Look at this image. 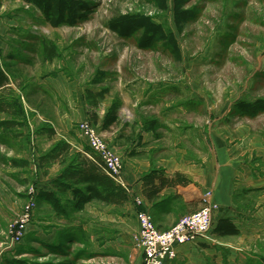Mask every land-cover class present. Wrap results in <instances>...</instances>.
<instances>
[{"label": "rangeland", "instance_id": "1", "mask_svg": "<svg viewBox=\"0 0 264 264\" xmlns=\"http://www.w3.org/2000/svg\"><path fill=\"white\" fill-rule=\"evenodd\" d=\"M85 1L91 9L87 20L52 27L23 0H0V63L11 64V85L26 109L23 126L10 132L0 128V264L15 259L22 264H131L128 252L115 257L102 251L92 237L95 230L69 237L75 231L66 233L68 223L60 227L54 209L37 197L41 174L54 163L43 164L41 156L59 140L70 142L73 150L84 149L87 143L77 127L94 122L93 115L99 117L94 126L104 142L123 160V171L125 153L145 137L147 144L158 145L150 149L156 156L189 158L197 165L206 160L210 171L220 139L234 148L230 154L242 170H253L254 191L236 196L240 217L249 221L240 225L244 232L238 236L210 233V243L219 242L211 244L210 263L264 264V186H255V179L264 181V113L247 118L235 109L242 99L264 98V0H185L194 16L179 27L172 14L174 0L166 10L158 0ZM137 12L152 15L175 33L180 59L162 41L142 49L137 37L121 38L106 26L115 15ZM43 40L58 47L51 61L44 59ZM98 73L105 74L103 81L94 83ZM102 88L109 91L95 105L89 91ZM115 101L121 102V120L103 131L101 122ZM6 117L0 113V119ZM155 119L153 135L144 136L146 121ZM43 125L55 134L41 132ZM12 158L25 163L11 164ZM31 198L37 206L33 222L25 238L14 241L9 224ZM193 212L168 229H159L149 215L156 229L165 231ZM45 219L54 222L53 232H47ZM129 224L122 226L128 229Z\"/></svg>", "mask_w": 264, "mask_h": 264}, {"label": "crops", "instance_id": "2", "mask_svg": "<svg viewBox=\"0 0 264 264\" xmlns=\"http://www.w3.org/2000/svg\"><path fill=\"white\" fill-rule=\"evenodd\" d=\"M151 134L153 135V131H148L144 136H150ZM146 141V137L142 138L140 146L136 148L132 146L125 153L123 180L120 183L128 189L129 199L124 204H108L96 200L88 202L84 210L73 211L75 219H72V221H68L61 215L59 218L61 224L65 222L68 225L63 226L62 224L59 226L71 231L72 229H78L79 225L82 226V230H85V232L86 230H95L92 237L95 244L103 248L102 251L110 252L115 257H120L124 252H128L125 257L131 264H143V251L135 243V233L137 234L139 229L137 212L147 211L153 217L159 229H168L183 215L201 209L205 203L206 194L211 192V199L218 204L212 211V232L222 218H231L240 228V234L244 232L240 225L244 224L245 221H249V219L240 217L242 209L236 202V196L242 194L244 190L254 191L253 170L250 168L242 170L240 161L230 154V152H236L234 148H229L227 143L220 139L221 144H217L216 158L210 171V165L206 160L197 165L189 158L167 157L163 159L156 156V152L150 149L158 145L147 144ZM78 153L81 154V157L91 158L85 148L71 149L70 156ZM149 156L154 159L153 162L144 159ZM65 167L66 164H62L59 160L47 166L46 171L41 174V177H43L42 189L56 191L53 182ZM156 168L162 169L168 179L174 178L180 173L183 177L188 178L189 182L186 184L174 182L171 185H165L161 191L154 195L152 194V186L146 183L144 175ZM159 183L160 180L157 178L154 185L157 186ZM255 186L256 188L264 186V181L260 178L255 179ZM59 196L61 198L65 196V201H67L73 198V193L72 190H67L66 193L59 192ZM44 202L46 201L44 200ZM63 203L65 202L63 201ZM47 205L49 204L47 203ZM68 211L72 212L71 209ZM82 213L85 214V217L82 218L84 223H81ZM36 217H38L37 213L35 219ZM44 221L47 224L46 227H48L47 232L51 233L56 228L54 222L48 219ZM123 223H130V228H124ZM118 224H121L119 229ZM213 242L215 243H210L207 238L198 242L180 244L176 248V257L173 260L168 259L165 264H211L210 261L213 258L210 259L209 257L214 250V246L211 244L217 245L219 243L215 239H213Z\"/></svg>", "mask_w": 264, "mask_h": 264}, {"label": "trees", "instance_id": "3", "mask_svg": "<svg viewBox=\"0 0 264 264\" xmlns=\"http://www.w3.org/2000/svg\"><path fill=\"white\" fill-rule=\"evenodd\" d=\"M26 4L37 8L44 18V21L52 27H60L65 25L77 26L80 22L87 20L91 13L90 3L85 0H23ZM159 7L162 10L168 8L169 0H158ZM173 17L177 27L182 23L189 21L193 18L194 13L191 9L185 7V0H174ZM107 28L115 32L121 38L132 39L137 37V44L142 49H153L159 42H164L171 48V51L180 57V47L177 42L176 35L173 31H168L164 28L163 24L154 20L153 16L145 13H123L111 17L107 24ZM44 54L48 61H51L58 52V47L54 43L43 40ZM10 65L0 63V113L8 115V117L0 119V128L6 132H10L16 127L25 124L26 109L22 105L20 95L12 87L13 77L8 69ZM103 73H98V77L94 83H101L104 78ZM107 88H102L94 93L89 91V98L95 105L97 99H104L108 93ZM121 102L115 101L105 114L101 122V130L107 131L112 126L120 122L119 111ZM235 109L239 115L247 118H256L261 113H264V98H257L255 101L242 99L237 102ZM93 125L99 123V117L93 115ZM158 120L146 121L145 130L155 131ZM41 132L50 135L55 134V130L47 125L41 126ZM142 134L139 135L141 140ZM72 147L70 142L59 140L52 149L41 156L42 163H52L57 160L66 164L59 177L53 182L56 187L54 190L41 189L38 193L40 200H45L60 217H65L68 221L75 219L73 211H82L85 209L88 202L102 201L108 204H124L129 199V191L119 181L116 180L114 175H111L106 168L105 162L96 154L88 145L85 151L91 155V158L81 154L70 156ZM11 164L20 165L15 158L10 160ZM160 180V183L155 186L154 182ZM147 184L152 187V194L156 195L165 185H171L174 182L186 184L189 182L188 178L183 177L178 173L176 177L168 179L162 169H152L144 175ZM67 190H72L73 198L63 203L59 192L66 193ZM71 209L70 213L68 210ZM66 233L71 230L64 228ZM62 228L58 231L61 233ZM72 238L83 231L80 225L78 229H72ZM215 235L220 237H231L241 233L240 228L231 218H222L216 224L213 231ZM8 264H22V260L15 259L8 262Z\"/></svg>", "mask_w": 264, "mask_h": 264}, {"label": "built area", "instance_id": "4", "mask_svg": "<svg viewBox=\"0 0 264 264\" xmlns=\"http://www.w3.org/2000/svg\"><path fill=\"white\" fill-rule=\"evenodd\" d=\"M77 129L85 138L87 145L105 162L109 173L114 175L117 181L122 182L123 160L106 145L96 127L90 121H83L78 124ZM30 192L36 193L34 188H31ZM211 196V192L206 194L205 206L201 210L188 214L173 228L165 231L156 229L147 211H138L136 217L139 229L135 235V243L143 251V264H165L168 259L173 260L176 257L178 245L207 239L212 232V211L218 206L210 200ZM26 206L25 210L9 224V233L14 241H22L33 222L37 207L35 200L31 198Z\"/></svg>", "mask_w": 264, "mask_h": 264}]
</instances>
